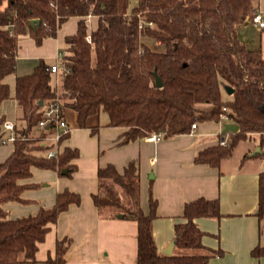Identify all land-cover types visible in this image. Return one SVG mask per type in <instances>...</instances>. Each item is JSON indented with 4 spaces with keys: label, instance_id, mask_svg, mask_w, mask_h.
I'll use <instances>...</instances> for the list:
<instances>
[{
    "label": "trees",
    "instance_id": "1",
    "mask_svg": "<svg viewBox=\"0 0 264 264\" xmlns=\"http://www.w3.org/2000/svg\"><path fill=\"white\" fill-rule=\"evenodd\" d=\"M258 1L139 0L130 10L131 0H0V110L14 98L21 111L14 151L0 163V264L36 263L39 245L52 225L82 202L79 193L66 189L57 194L52 207H41L35 215L13 219L5 208L8 203L27 204L24 193L41 186L32 182L34 169L66 177L77 171L78 149L65 147L49 158L47 153L55 146L46 137L52 128L34 135L44 110L54 101L73 109L82 129L90 118L106 112L107 125L123 130L121 144L153 134L186 135L193 124L219 123L226 115L239 130L222 133L229 134L226 146L219 142L196 156V163L212 168L231 157L241 141L259 134L264 142V53L248 47L240 35V28L257 12ZM90 17L98 21L91 33ZM72 18L79 19L78 30L65 39L58 84L53 82L52 64L41 60L31 74L16 78L13 95L7 78L17 72L20 39L30 36L41 45L56 38ZM32 20L40 24L33 26ZM155 73L162 88L156 86ZM227 86L234 89L232 95ZM5 121L0 115V147L7 136ZM69 138L70 134L62 142ZM93 202L102 218L123 215L138 223L137 264H209L211 255L158 251L153 233L158 202L150 191L149 211L141 205L138 161L123 171L114 164L100 167ZM222 217L219 199L202 197L186 203L185 221L175 226V247L204 249L206 233L197 220ZM257 217L264 220V172L259 178ZM72 243L69 237L58 240L56 256L48 263L65 264ZM252 256L263 258L264 246L255 247Z\"/></svg>",
    "mask_w": 264,
    "mask_h": 264
},
{
    "label": "crops",
    "instance_id": "2",
    "mask_svg": "<svg viewBox=\"0 0 264 264\" xmlns=\"http://www.w3.org/2000/svg\"><path fill=\"white\" fill-rule=\"evenodd\" d=\"M78 22L77 18L70 19L56 38H47L41 45H37L30 36L20 39L17 72L7 78L13 95L18 76L31 74L41 60L52 65L60 62V55L63 56L67 49L65 39L77 32ZM97 24V18L90 17L89 33L96 29ZM252 29L254 37L250 40ZM240 35L248 47L261 49L264 53L263 32L259 36L257 28L246 24L240 28ZM54 76L55 84H58L60 73ZM20 114L14 98L5 101L0 110V115L15 125L20 124ZM65 115L72 131L61 149L71 147L79 150L77 171L71 177H58L49 170L34 169L32 182L41 185L48 180L49 185L26 191L23 197L27 204L8 203L5 208L13 219L35 215L41 207H52L57 194L66 189L79 193L82 202L60 215L57 224L52 225L45 241L39 245L37 262L26 264H49L48 259L56 256L58 240L66 237L73 243L65 255V264H137L138 223L123 218H102L93 202V194L98 191L99 168L114 164L123 171L131 161L139 163L143 209L149 211L150 191L158 202L153 233L161 254H165L164 251L174 241L175 226L185 221L186 203L203 197L219 199L223 217L197 220L206 233L204 249L177 252L179 249L175 247L173 254L211 255L209 264H264V257L252 256L255 247L264 246V220L257 217L259 178L264 172L261 135L241 141L231 157L222 161L219 168H212L196 163V156L200 151L219 144L226 119L219 123H198L197 129L189 134L157 142L144 139L121 144L123 130L108 126L109 121L101 125L99 116H95L89 119L88 127L82 129L73 109L66 106ZM227 122L233 123L230 119ZM38 130L34 131L35 136L43 132ZM259 149L258 153L262 152V155L255 157L254 153ZM13 151V143L2 145L0 163ZM153 175L154 179H151Z\"/></svg>",
    "mask_w": 264,
    "mask_h": 264
},
{
    "label": "built area",
    "instance_id": "3",
    "mask_svg": "<svg viewBox=\"0 0 264 264\" xmlns=\"http://www.w3.org/2000/svg\"><path fill=\"white\" fill-rule=\"evenodd\" d=\"M248 23L259 29H264V16L259 10L255 12L248 20ZM88 40L91 41V37H88ZM60 55V59H61ZM52 73L59 74L61 72V64L60 62L52 65L51 68ZM59 82V81H58ZM222 119H229L226 115L222 116ZM52 128L51 133L46 137V141L55 147L51 149L47 156L49 158H53L62 152L61 145L63 139L71 134V128L67 117L65 115V106L62 101L57 100L52 102L45 110H44V118L39 123V128L43 130H49ZM198 125L193 124L192 131L197 129ZM16 125L13 122L5 121L3 125V131L6 132L7 136L2 139V145H6L8 143H13L16 140L15 135ZM163 139L161 134H153L147 137V140L150 142H157ZM229 134L222 138L220 144L226 146L228 144Z\"/></svg>",
    "mask_w": 264,
    "mask_h": 264
},
{
    "label": "water",
    "instance_id": "4",
    "mask_svg": "<svg viewBox=\"0 0 264 264\" xmlns=\"http://www.w3.org/2000/svg\"><path fill=\"white\" fill-rule=\"evenodd\" d=\"M31 24L33 26H35L36 24L39 25L40 21L39 20H32ZM155 78H156V86L158 88H162L164 84H163V81H162L161 77L157 73H155ZM225 90H226L228 95H232L234 93V89L232 87H230V86H227L225 88ZM40 105L43 106V102H40ZM49 128H50V126H48V129ZM238 130H239V126L237 124H235V123H227V124L224 125V131L223 132L224 133L237 132ZM259 151H260V149L257 150L254 154L258 153ZM66 173H67V170H64L63 174H66ZM151 179H154V175L151 176ZM118 218L122 219L123 215H119ZM174 249H175V242L172 241L171 244L169 245V247L164 251V253L166 255H172Z\"/></svg>",
    "mask_w": 264,
    "mask_h": 264
},
{
    "label": "rangeland",
    "instance_id": "5",
    "mask_svg": "<svg viewBox=\"0 0 264 264\" xmlns=\"http://www.w3.org/2000/svg\"><path fill=\"white\" fill-rule=\"evenodd\" d=\"M260 2L259 3H257V5H259L258 6V10H259V12H261L262 14H263V16H264V0H259ZM139 4V0H131V3H130V10H132L134 7H136L137 5ZM248 25H250L249 23H247ZM251 27H253V26H251ZM255 28V27H254ZM257 30H258V34H259V36L262 34V32L264 33V29H259V28H257ZM260 30H262L261 32H260ZM254 30L252 29L250 32H249V34H252V36L251 37H249L248 39H250L251 40V38H253L254 37ZM248 34V33H247ZM247 34H245V35H247ZM259 41V40H258ZM257 41V42H258ZM153 45V44H152ZM251 47H252V45H250ZM154 47L156 48L157 47V45H154ZM53 82L55 83L56 82V77L54 76L53 77ZM229 96L226 94V93H224V98H228ZM107 121H109V117H108V114L106 113V112H102L101 114H100V116H99V122H100V124L101 125H104V123H106ZM222 121H223V119H222ZM224 123H228L227 122V119L226 120H224ZM71 128V127H70ZM38 129H40V128H37L35 131L36 132H39V130ZM71 130H72V128H71ZM50 172H53L54 174H55V176H58V177H63V176H61V175H59L56 171H52V170H49ZM48 183H50V182H48V180H46L44 183H42L41 184V188H44V187H42L44 184H48ZM49 185V184H48ZM178 250V249H177ZM182 251H187V250H178L177 252H182Z\"/></svg>",
    "mask_w": 264,
    "mask_h": 264
}]
</instances>
